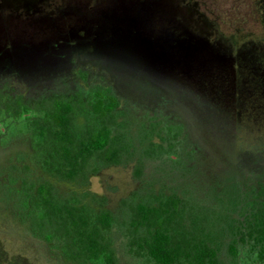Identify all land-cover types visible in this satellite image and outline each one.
<instances>
[{
	"label": "rangeland",
	"instance_id": "374dc122",
	"mask_svg": "<svg viewBox=\"0 0 264 264\" xmlns=\"http://www.w3.org/2000/svg\"><path fill=\"white\" fill-rule=\"evenodd\" d=\"M122 2L0 1L1 88L35 100L107 88L136 129L152 115L176 124L179 152L193 155L182 159L195 160L205 181L231 168L245 174V183L264 173L262 0H173L153 10ZM57 10L72 13L58 16ZM2 143L0 264H64L20 221L1 185L2 167L26 140ZM161 165L147 162L142 180L135 162L91 180L90 190L107 198L119 220L112 233L118 264H146L129 253L120 223L135 191L165 182ZM239 264L258 263L244 250Z\"/></svg>",
	"mask_w": 264,
	"mask_h": 264
},
{
	"label": "trees",
	"instance_id": "16d2710c",
	"mask_svg": "<svg viewBox=\"0 0 264 264\" xmlns=\"http://www.w3.org/2000/svg\"><path fill=\"white\" fill-rule=\"evenodd\" d=\"M10 90L0 86V138L10 146L22 137L27 145L2 167L1 185L20 221L64 264L119 263L112 236L118 217L90 185L103 170L134 162L137 179L147 162L162 164L166 179L124 203L120 225L133 257L146 264H239L248 250L264 264V173L245 183V174L231 168L205 181L195 160L182 159L193 155L179 152L176 124L152 115L136 129L107 88L36 100Z\"/></svg>",
	"mask_w": 264,
	"mask_h": 264
},
{
	"label": "flooded vegetation",
	"instance_id": "af4514ba",
	"mask_svg": "<svg viewBox=\"0 0 264 264\" xmlns=\"http://www.w3.org/2000/svg\"><path fill=\"white\" fill-rule=\"evenodd\" d=\"M0 1L4 2V1H9V0H0ZM53 1H60V2L76 1V2H79V1H83V0H53ZM92 1H94V0H92ZM119 1L137 2V3L141 2L142 4L145 3L146 4L145 6H148L150 8V10H153V9H157L158 7H160V5H163L164 3H167V2H170L173 0H119ZM158 2H161V4H158ZM57 12L59 13L58 16L59 15L60 16L61 15L68 16L70 13H72L71 11L69 12V10H65V12H61V11L57 10ZM122 15L125 16V12L121 15H118V16H122Z\"/></svg>",
	"mask_w": 264,
	"mask_h": 264
}]
</instances>
